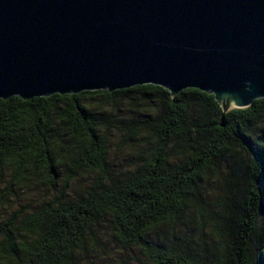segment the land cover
I'll return each mask as SVG.
<instances>
[{
	"label": "trees",
	"instance_id": "1",
	"mask_svg": "<svg viewBox=\"0 0 264 264\" xmlns=\"http://www.w3.org/2000/svg\"><path fill=\"white\" fill-rule=\"evenodd\" d=\"M136 92L159 101L162 113L127 126L126 139L149 146L141 167L114 180L107 137L85 105L95 96L112 105ZM193 107L202 117L196 122L189 119ZM233 154L247 162L241 197L202 206V185ZM6 172L0 210L14 184L40 180L61 189L33 211L0 220V264H76L104 221L123 249H138L144 264H264L263 99L228 112L223 121L215 97L196 89L175 98L147 85L0 100V178ZM88 172L96 174L91 188L66 198L69 186ZM192 224L210 231L213 243L189 232ZM161 226L169 228L167 241L152 237Z\"/></svg>",
	"mask_w": 264,
	"mask_h": 264
},
{
	"label": "water",
	"instance_id": "2",
	"mask_svg": "<svg viewBox=\"0 0 264 264\" xmlns=\"http://www.w3.org/2000/svg\"><path fill=\"white\" fill-rule=\"evenodd\" d=\"M147 85L264 100V0H0V100Z\"/></svg>",
	"mask_w": 264,
	"mask_h": 264
},
{
	"label": "rangeland",
	"instance_id": "3",
	"mask_svg": "<svg viewBox=\"0 0 264 264\" xmlns=\"http://www.w3.org/2000/svg\"><path fill=\"white\" fill-rule=\"evenodd\" d=\"M85 106L97 116L101 124V133L107 137L111 178L114 180L126 178L142 166L149 146L144 140H138L139 138L135 141L126 139L127 126L130 123L150 121L158 117L162 113L161 103L155 98L151 101L145 100L136 92L129 97L118 98L112 105L106 104L100 97L95 96L86 102ZM200 118L202 117L197 109L194 107L190 109L191 122H196ZM246 163L245 156L235 154L221 162L218 172L205 181L200 189L202 206H206L208 202L227 201L230 195L234 200L239 199L246 187ZM231 173L232 176H229ZM60 175L63 176L62 170H60ZM95 177L96 174L91 172L81 174L69 186L65 197L75 199L85 194L91 188ZM9 179V174L4 173L0 178V190L5 189ZM59 189L53 191L40 180L29 181L21 185L14 184L8 202H4L1 207L0 220L2 221L15 212L33 211L43 202L55 198L59 194ZM168 229L167 226H161L155 230L152 237H156L158 241H167L165 234ZM189 230L209 245L213 243L210 231L199 230L197 224L190 225ZM96 236L97 240L89 243L87 252L79 257L76 264L145 263L138 249L125 250L121 247L113 237L107 221L100 223Z\"/></svg>",
	"mask_w": 264,
	"mask_h": 264
}]
</instances>
